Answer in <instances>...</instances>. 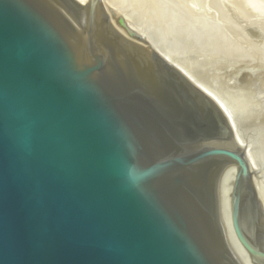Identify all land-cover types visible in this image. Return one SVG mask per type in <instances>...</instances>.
Returning a JSON list of instances; mask_svg holds the SVG:
<instances>
[{
  "label": "water",
  "instance_id": "obj_1",
  "mask_svg": "<svg viewBox=\"0 0 264 264\" xmlns=\"http://www.w3.org/2000/svg\"><path fill=\"white\" fill-rule=\"evenodd\" d=\"M239 138L101 0H0V264H243L221 218L232 165V231L264 264Z\"/></svg>",
  "mask_w": 264,
  "mask_h": 264
},
{
  "label": "rangeland",
  "instance_id": "obj_2",
  "mask_svg": "<svg viewBox=\"0 0 264 264\" xmlns=\"http://www.w3.org/2000/svg\"><path fill=\"white\" fill-rule=\"evenodd\" d=\"M109 1L135 28L225 103L240 139L246 143L243 145L248 156L259 165L255 173L261 178L264 0H252L250 5L242 0ZM262 180L264 183V177Z\"/></svg>",
  "mask_w": 264,
  "mask_h": 264
},
{
  "label": "bare ground",
  "instance_id": "obj_3",
  "mask_svg": "<svg viewBox=\"0 0 264 264\" xmlns=\"http://www.w3.org/2000/svg\"><path fill=\"white\" fill-rule=\"evenodd\" d=\"M101 1H102V6L105 10L113 11L116 14L123 16L125 18L126 22L129 24V26L141 38H143L150 45V47H152L165 60H167L170 64H172L176 69H178L184 76H186L200 90H202L205 94H207L217 104V106L222 110V112L227 116V118L230 120V123L232 124V126L236 132V136L239 138L237 128H236L237 124L235 125V123L233 122L232 117L230 116L229 112L226 110L227 108L225 109V107H224L225 103L222 104L220 99H218V97H216L211 91H209L210 89L208 90L203 84H201L198 80H196L194 78V76H191L189 72H187L177 62H175L168 55H166V53L158 45H156L155 42H153V40L151 41L150 38L145 36L140 30L135 28L130 23V21H128L126 19V17L112 4L111 1H109V0H101ZM242 1L245 2L247 5H250L251 2L253 3L252 0H242ZM77 2L81 5H85L88 3V0H77ZM262 139H264V137ZM262 141H264V140H262ZM240 146L244 148V151L246 152L247 158L249 159L250 156H248L249 153L247 154L246 146L243 145V143H241ZM249 160L252 161L253 159L251 158ZM250 161H248V162L250 164L251 170L255 173L256 171H258L257 169L259 168V165L257 163H255V161L254 162L253 161L250 162ZM235 174H236V167L232 165L226 169V171L224 172L223 177H222L221 189H220L221 218H222V223L224 226V230H225L227 240H228L234 254L239 258V260L243 264H252L250 257L243 250V248L240 246V244L236 240V238L233 234V231H232L231 223H230V195H231V190H232V185H233ZM262 179H263V176H261V178H258L257 179L258 181H256V185L258 187V191H259V194L261 196L262 202L264 203V194L262 191L263 188H261L262 183H263Z\"/></svg>",
  "mask_w": 264,
  "mask_h": 264
}]
</instances>
